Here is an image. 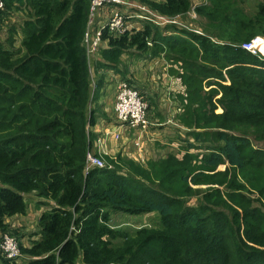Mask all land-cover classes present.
<instances>
[{
  "label": "trees",
  "instance_id": "obj_1",
  "mask_svg": "<svg viewBox=\"0 0 264 264\" xmlns=\"http://www.w3.org/2000/svg\"><path fill=\"white\" fill-rule=\"evenodd\" d=\"M132 1L169 18L191 12L190 0ZM3 2L0 29L12 13L29 10L31 16L21 28L22 55L14 49L15 27L0 41V242L5 234L17 236L7 220L26 214V195L55 206L39 217L37 240L28 247L19 241L22 257L12 261L0 252V264H264V57L242 48L264 37V3L250 16L243 0H211L196 9L210 21L219 12L213 27L201 32L150 22L119 37L105 30L97 71L119 72L121 56L132 49L165 54L182 66L181 79L194 94L193 124L186 105L180 122L210 146L198 164L197 156L171 154L145 168L118 154L106 157L107 168L85 174L98 124L92 104L107 83L101 77L91 88L90 0ZM207 80L206 103L197 94ZM219 107L223 113L216 114ZM125 168L128 177L119 171ZM238 175L255 198L243 194ZM211 184L225 190L210 187L201 203L186 204L196 193L191 185ZM113 211L158 214L161 227L115 229Z\"/></svg>",
  "mask_w": 264,
  "mask_h": 264
},
{
  "label": "rangeland",
  "instance_id": "obj_2",
  "mask_svg": "<svg viewBox=\"0 0 264 264\" xmlns=\"http://www.w3.org/2000/svg\"><path fill=\"white\" fill-rule=\"evenodd\" d=\"M156 2H163L165 0H150ZM264 3V0H243L241 4L242 9L248 15H253L254 11L258 8L260 3ZM211 0H190L191 12L184 16L180 15V17L169 18L163 15L150 10L148 6L140 3L134 2L130 0V4L136 8H131L130 6L121 7L120 9L126 13L127 24H133V30H136L135 27H138V30L143 29L145 23L150 21L148 20H140L137 18H130L128 14L131 12L138 13L141 15L144 11L146 15L152 20V22H160L158 20L159 17L168 20V23L164 26H160L161 28L170 26L172 24H176L179 28L188 29L190 31H198L201 32L203 29H209L211 26L213 27L215 19L219 12H217L214 16H211L210 19L206 16L202 17L196 12L198 7L203 8L205 6H209ZM207 5V6H206ZM110 10H117L119 7L116 5H109ZM204 7V8H205ZM142 9V10H140ZM30 11L24 10L16 13H12L10 16H7L5 20L2 22V27L0 29V41L5 43L7 38L10 36L12 32L10 30L12 27H15L16 34H14L15 44L14 49L17 50L18 54L22 55V40L23 35L21 34V28L24 22L29 19ZM215 18V19H213ZM100 21L106 22L108 20V13L103 14V16L99 17ZM174 20V23L171 22ZM150 22V23H152ZM154 22V23H155ZM208 25V26H207ZM131 27V26H130ZM131 29V30H132ZM136 30V31H138ZM92 57H99L98 60L93 64V66L97 67V63H101L102 59L99 53H95L94 55H90L88 57L89 65L91 63ZM91 69V66H90ZM95 69V68H94ZM94 69H92L91 73V88H96V83L92 81V74L95 77ZM119 72L108 70V75L110 79H112L111 83L105 84V89L103 92L104 99H110L114 101V88L112 87L109 92V84L117 83V82H131L135 85V87L143 94L144 98L147 99L150 105V122L151 127L148 131L147 135L142 137V145L140 147H135L133 139H136V135H132L130 137L129 134L125 133L124 138H122L116 145L113 146V150L117 151L114 155L121 154L122 157L128 158L130 160L136 161L135 163H139L145 168H148L149 160H158L161 158H165L168 155H176L179 159H182L185 154H190L193 156H197V160L194 163H199L203 155L208 152L206 149L210 146L208 142L199 144L194 136H190L191 131L184 127L180 120L182 115L185 112V105L190 106V110L188 111V120L191 122V117L193 112L195 103L192 102L194 94H190L189 86L191 85L184 79L182 81L181 77L184 74V69L182 66L178 64H173L169 62L165 58V54H161L158 57H152L149 52H139L136 49H132L121 56V63L118 66ZM186 77V74H185ZM229 84L228 81H226ZM189 86H188V85ZM188 86V87H187ZM200 87L199 85L194 86V90ZM203 93L199 92L197 95L200 99L202 97L206 99V103L208 101V94L211 90V82L209 80L204 81L202 83ZM208 92V93H205ZM220 98L218 96L216 99ZM214 101H217V100ZM189 100V101H188ZM212 100V99H210ZM188 103V104H185ZM106 106H109V103L103 101L102 103L99 101L98 105L92 104V108L98 109V124L104 125L106 121L111 120L114 122V119L111 118L112 114L109 110L108 114L105 109ZM110 108V106H109ZM216 114L223 113V110L219 107L216 109ZM106 115V117H104ZM110 116V117H109ZM193 124V122H191ZM99 125V126H100ZM203 131V130H202ZM92 139L97 135L94 133L93 129H91ZM188 143H192L194 148L188 150ZM117 147V148H116ZM116 158V157H114ZM107 162V161H106ZM225 166L219 167L218 171L224 172L226 169ZM119 170L123 176L128 177L130 174L128 173L127 168ZM242 176V177H241ZM238 175V178H242L243 182H240L244 189L242 190L243 194H253L255 191L252 189L253 187L246 182V178L243 175ZM230 176H228V179ZM222 180H226L227 178H221ZM191 187L196 191L190 197L184 198L186 204L189 206H196L202 202L204 192L208 188H217L221 191H224V187L218 184L215 185H199ZM252 198L255 196L250 195ZM27 202V210L25 215H19L15 218L12 223H9L10 228L17 231V238L20 243L24 247H28L31 245V242L34 241L35 237L39 238V227L38 220L40 213L51 210L55 203L52 201H48L40 198L35 193L28 194L25 196ZM110 225L119 230L126 231L128 233H134L135 231L148 227V228H160L161 227V219L158 214H148V215H129L123 212L113 211L111 213V223ZM2 237V236H1ZM26 260H20L19 264H25Z\"/></svg>",
  "mask_w": 264,
  "mask_h": 264
},
{
  "label": "built area",
  "instance_id": "obj_3",
  "mask_svg": "<svg viewBox=\"0 0 264 264\" xmlns=\"http://www.w3.org/2000/svg\"><path fill=\"white\" fill-rule=\"evenodd\" d=\"M109 5H116L117 10H110ZM131 6L128 0H90L89 23L85 34V46L87 54L94 55L99 53L103 45V33L107 30L114 36H122L129 31V25L126 22V13L121 7ZM4 2L0 0V11L4 9ZM143 11V10H142ZM108 13L106 22L100 21L99 17ZM144 12V11H143ZM131 17V16H128ZM140 20H152L146 15V12L137 17ZM160 22H152L157 26H164L168 20L159 17ZM171 22L174 23V20ZM264 37L256 36L242 48L253 55L264 57L263 52ZM115 106L114 119L115 125L105 130L88 148L86 154L85 174L94 168H107L106 157L113 158L117 151L110 146L111 141L116 144L124 138V134H134L133 139L135 147L142 145V137L148 134L151 127L150 122V105L143 99L140 91L130 82L122 81L115 83L114 87ZM130 136V137H131ZM0 252L12 261H17L22 257L19 241L14 236L5 234L0 242Z\"/></svg>",
  "mask_w": 264,
  "mask_h": 264
},
{
  "label": "crops",
  "instance_id": "obj_4",
  "mask_svg": "<svg viewBox=\"0 0 264 264\" xmlns=\"http://www.w3.org/2000/svg\"><path fill=\"white\" fill-rule=\"evenodd\" d=\"M129 3H130V1H128ZM131 5V4H130ZM131 8H136V7H134L133 6V4L130 6ZM140 10H142V9H140ZM144 13V12H143ZM142 13V14H143ZM129 16H131L130 18H137L138 16H140V15H138V13H134V12H131L130 14H128ZM130 24V26H129V31H132L133 29L132 28H134L133 27V24L132 23H129ZM132 29V30H131ZM135 29L136 30H138V27H135ZM141 30V29H140ZM98 58L99 57H92V59H91V63H90V66H91V72H92V69H94V72H95V77L93 76V74H92V78H93V80H94V82L96 81L97 82V80H100L101 79V77H103V78H105V81L107 82V83H111L112 82V79H110V77H109V75H108V78H107V72L108 71H104V70H101V69H99V71H97V69H96V67L95 66H93V64L96 62V60H98ZM131 83V82H130ZM132 85H134L133 83H131ZM135 86V85H134ZM109 92L111 91V89H112V87L114 88L115 87V84L113 83V85L112 84H109ZM143 95V94H142ZM103 101H105V102H107V103H109V106H110V108H109V106L107 107L106 106V109H105V111H106V113L108 114V112H109V110L111 109V111H110V113L112 114L111 116V118H113L114 119V106H115V96H114V101H113V98H112V101L109 99H104V96H102L101 97V99H100V102L102 103ZM114 116V117H113ZM110 117V116H109ZM107 122V125H100V124H97L94 128H93V131H94V133L97 135L95 138L97 139L100 135H101V133L102 132H104L105 130H109V128H111V126H114L115 125V119H114V122L113 121H111V120H109L108 119V121H106ZM100 125V126H99ZM130 136H131V134H130ZM114 145H116V143L114 142V141H111V143H110V146H114ZM117 148V147H116ZM116 152V151H115ZM43 213V212H42ZM42 213H40V216H41V214ZM39 216V217H40ZM18 216H15V217H13V218H11V219H8L7 220V223H12V221L15 219V218H17ZM33 239H35V240H37L38 239V236L37 237H35V238H33Z\"/></svg>",
  "mask_w": 264,
  "mask_h": 264
},
{
  "label": "bare ground",
  "instance_id": "obj_5",
  "mask_svg": "<svg viewBox=\"0 0 264 264\" xmlns=\"http://www.w3.org/2000/svg\"><path fill=\"white\" fill-rule=\"evenodd\" d=\"M263 52H264V41H263Z\"/></svg>",
  "mask_w": 264,
  "mask_h": 264
}]
</instances>
